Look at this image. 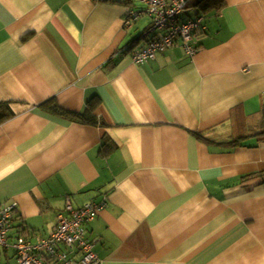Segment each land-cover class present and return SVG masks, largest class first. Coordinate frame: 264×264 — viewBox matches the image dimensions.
I'll return each instance as SVG.
<instances>
[{
  "label": "crops",
  "instance_id": "0c3cea01",
  "mask_svg": "<svg viewBox=\"0 0 264 264\" xmlns=\"http://www.w3.org/2000/svg\"><path fill=\"white\" fill-rule=\"evenodd\" d=\"M129 9L144 6L0 0V103L14 114L0 125V216L13 206L11 235L36 243L68 201L104 203L86 225L103 264H264V142L195 135L227 143L259 118L264 0L189 8L181 22L204 18L196 53L178 44L142 66L133 55L151 21L126 27ZM49 102L96 103L99 125ZM0 264H19L12 247Z\"/></svg>",
  "mask_w": 264,
  "mask_h": 264
},
{
  "label": "built area",
  "instance_id": "2783aa9c",
  "mask_svg": "<svg viewBox=\"0 0 264 264\" xmlns=\"http://www.w3.org/2000/svg\"><path fill=\"white\" fill-rule=\"evenodd\" d=\"M137 1L144 9H129L126 27L130 28L144 14L150 18L151 24L144 35L148 38L147 45L133 55L135 65L147 64L155 60L159 52H165L178 44L189 54L196 53L197 49L192 41L196 32L205 29L204 18L200 16L181 22L192 0ZM103 206L104 203L88 202L81 208H75L68 201L64 211L57 215L56 228L36 243L22 234L11 235L14 207L7 206L1 210L0 216V251L12 247L19 264H103L86 229V225L95 220Z\"/></svg>",
  "mask_w": 264,
  "mask_h": 264
},
{
  "label": "trees",
  "instance_id": "16d2710c",
  "mask_svg": "<svg viewBox=\"0 0 264 264\" xmlns=\"http://www.w3.org/2000/svg\"><path fill=\"white\" fill-rule=\"evenodd\" d=\"M132 3H133V0H127L128 5L130 4L132 5ZM225 3H226V0H198L197 2H195L194 6L190 7L189 5V7L186 9L185 12L187 13V10L189 8H193V9L198 10L202 14H208L213 10L220 11L224 7ZM197 17H200V16H197ZM144 35L145 34H143V36ZM135 42H138V41H135ZM97 106L98 104L96 103H89L87 106V112L85 113H73V112L65 111L59 108L58 106H52L50 102L43 105L42 107L46 111L52 112L56 115L67 117L73 121H76L82 124H89V125L97 126L99 125L98 118L95 115V108ZM13 115L14 114L10 108V104L0 103V125L6 122L7 120H9ZM195 135L197 139H199L200 141H203L204 143L211 144V145H217L221 147H227V148L241 147L244 145L243 142L246 139L251 138V137L256 138L260 142H264V108L262 109L261 114L259 115L258 119L247 122L245 124L244 131L239 132V134L236 137H233L232 139H230L231 141L227 143H220L216 139H213L212 137H208L204 134H195Z\"/></svg>",
  "mask_w": 264,
  "mask_h": 264
},
{
  "label": "rangeland",
  "instance_id": "374dc122",
  "mask_svg": "<svg viewBox=\"0 0 264 264\" xmlns=\"http://www.w3.org/2000/svg\"><path fill=\"white\" fill-rule=\"evenodd\" d=\"M195 1V0H194Z\"/></svg>",
  "mask_w": 264,
  "mask_h": 264
}]
</instances>
